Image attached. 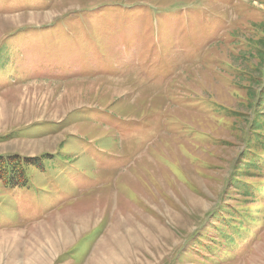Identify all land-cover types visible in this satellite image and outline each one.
Returning a JSON list of instances; mask_svg holds the SVG:
<instances>
[{"label":"rangeland","instance_id":"374dc122","mask_svg":"<svg viewBox=\"0 0 264 264\" xmlns=\"http://www.w3.org/2000/svg\"><path fill=\"white\" fill-rule=\"evenodd\" d=\"M260 43L264 0H0V264H264Z\"/></svg>","mask_w":264,"mask_h":264},{"label":"trees","instance_id":"16d2710c","mask_svg":"<svg viewBox=\"0 0 264 264\" xmlns=\"http://www.w3.org/2000/svg\"><path fill=\"white\" fill-rule=\"evenodd\" d=\"M5 5H7V2H5ZM261 53L262 55L259 56V61L264 62V46L261 45ZM262 62V63H263ZM258 68V67H257ZM258 72V69H256ZM256 73L255 71L253 72ZM258 75V73H256ZM260 74V81L263 86L258 87L257 94L260 96L263 95L264 97V68L259 71ZM259 78V75H258ZM24 166H34V167H40V164L38 163L37 159L35 157L33 158H21L18 155H0V180H2V183L4 186H12V184L15 182L14 178L17 176L18 178L24 179Z\"/></svg>","mask_w":264,"mask_h":264},{"label":"bare ground","instance_id":"6f19581e","mask_svg":"<svg viewBox=\"0 0 264 264\" xmlns=\"http://www.w3.org/2000/svg\"><path fill=\"white\" fill-rule=\"evenodd\" d=\"M1 245H3V243H0V246H1ZM3 248H4V247H1V248H0V251H1ZM40 264H41V263H40Z\"/></svg>","mask_w":264,"mask_h":264}]
</instances>
